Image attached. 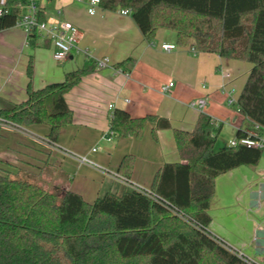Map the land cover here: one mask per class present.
<instances>
[{"label":"crops","instance_id":"1","mask_svg":"<svg viewBox=\"0 0 264 264\" xmlns=\"http://www.w3.org/2000/svg\"><path fill=\"white\" fill-rule=\"evenodd\" d=\"M39 6L45 18L78 26L80 48L89 54L73 52L58 62L49 42L39 39L32 45L18 27L0 31V104L26 102L29 83L40 90L63 82L70 72L93 71L66 94L73 122L61 129L55 145L43 141L51 132L45 124L24 126L29 135L1 131L0 167L13 175L27 174L44 180L47 187L74 191L94 203L108 192L122 194L134 187L150 191L165 165L183 163L175 130L194 132L202 115L221 125L216 150L230 146L240 131H253L237 105L250 63L181 47L177 34L168 29H160L149 43L132 16L121 10L100 7L90 15L88 2L77 0H39ZM164 43L177 48L167 52L161 47ZM104 58L109 59L108 66L94 65ZM170 83L174 86L163 92ZM200 98L208 101L204 110L190 106ZM231 98L235 104L229 103ZM117 109L136 119L150 115L166 119L171 128L149 122L141 136H118L110 125ZM262 150L256 165L241 166L216 179L209 210L210 230L257 264H264ZM81 157L88 162H81Z\"/></svg>","mask_w":264,"mask_h":264},{"label":"trees","instance_id":"2","mask_svg":"<svg viewBox=\"0 0 264 264\" xmlns=\"http://www.w3.org/2000/svg\"><path fill=\"white\" fill-rule=\"evenodd\" d=\"M21 2L6 0L11 12L0 17V31L16 27ZM101 8L130 11L149 43L160 29H168L181 47L250 63L237 105L253 130L264 134V0H101ZM40 18L45 20L43 12ZM39 39L34 30L30 44ZM92 71L70 72L63 82L40 90L29 83L28 100L2 101L0 118L20 129L48 125L44 142L55 145L61 129L73 122L66 94ZM32 74L30 63V79ZM149 122L171 128L166 119H136L117 109L111 132L141 136ZM220 129L202 115L194 132L175 130L183 163L165 165L149 193L108 192L94 203L71 190L51 191L44 180L27 174L13 177L0 167V264H257L210 231L216 179L256 165L263 152L244 145L216 150ZM248 134L240 131L238 138Z\"/></svg>","mask_w":264,"mask_h":264},{"label":"built area","instance_id":"3","mask_svg":"<svg viewBox=\"0 0 264 264\" xmlns=\"http://www.w3.org/2000/svg\"><path fill=\"white\" fill-rule=\"evenodd\" d=\"M78 2H88L89 14L95 15L98 8L101 7V0H77ZM22 9V15L16 23V27L22 29L26 35V40L28 43L31 41V36L33 31L36 30L40 35V39L50 42L53 48L54 59L58 62L65 61L73 52H83L88 55V50H83L80 48L81 40V30L78 26L74 25L69 21H63L56 18H45L42 20L40 18L41 8L39 6V0H22L18 5ZM11 12V8L7 6L6 0H0V17L5 16ZM123 15H129L130 11L122 10ZM60 14V12H59ZM162 49L170 52L177 48L176 44H162ZM194 50V49H193ZM97 66L99 68H104L108 66L109 59L104 58L97 60ZM174 86V83H170L163 87V92H169V90ZM230 104H235V99L231 98L229 100ZM208 104L206 98H200L198 100L192 101L190 106L197 108L199 110H204ZM1 108V104H0ZM113 115V114H112ZM111 115V117H112ZM0 126L27 134L24 129L16 128L13 124L6 122L0 118ZM29 135V134H27ZM111 140V138H110ZM44 141V140H43ZM46 143V142H45ZM239 145H244L248 147H254L263 149L264 148V134H261L259 128L250 131L245 137L236 138L231 141L230 146L236 147ZM97 151V149H94ZM81 162H88L87 158H78ZM134 189L148 192L140 187H134Z\"/></svg>","mask_w":264,"mask_h":264},{"label":"rangeland","instance_id":"4","mask_svg":"<svg viewBox=\"0 0 264 264\" xmlns=\"http://www.w3.org/2000/svg\"><path fill=\"white\" fill-rule=\"evenodd\" d=\"M13 177H18V176H17V175H14ZM19 177H23V175H21V176H19ZM56 188H57V187H56ZM56 188H55L53 185H51L49 189H50L51 191H55ZM210 231H211V230H210Z\"/></svg>","mask_w":264,"mask_h":264}]
</instances>
